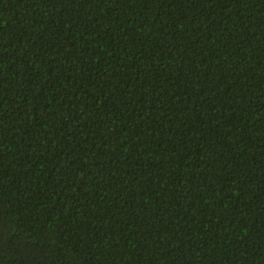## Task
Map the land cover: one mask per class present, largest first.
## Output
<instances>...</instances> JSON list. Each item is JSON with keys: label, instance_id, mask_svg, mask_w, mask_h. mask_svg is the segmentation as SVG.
Listing matches in <instances>:
<instances>
[{"label": "trees", "instance_id": "1", "mask_svg": "<svg viewBox=\"0 0 264 264\" xmlns=\"http://www.w3.org/2000/svg\"><path fill=\"white\" fill-rule=\"evenodd\" d=\"M0 264H264V0H0Z\"/></svg>", "mask_w": 264, "mask_h": 264}]
</instances>
